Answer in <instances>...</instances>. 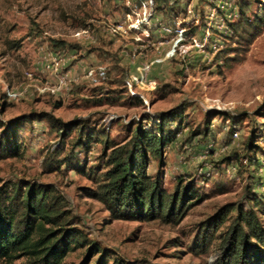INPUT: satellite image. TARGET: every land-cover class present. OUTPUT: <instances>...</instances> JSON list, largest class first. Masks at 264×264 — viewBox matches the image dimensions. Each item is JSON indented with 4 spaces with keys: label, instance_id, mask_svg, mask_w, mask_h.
<instances>
[{
    "label": "rangeland",
    "instance_id": "obj_1",
    "mask_svg": "<svg viewBox=\"0 0 264 264\" xmlns=\"http://www.w3.org/2000/svg\"><path fill=\"white\" fill-rule=\"evenodd\" d=\"M130 1L136 9L142 0ZM252 1L253 10L264 3ZM167 6L168 11L154 9L148 27L151 37H147L142 32H112V26L131 10L126 0H0V126L19 116L47 112L67 123L83 122L94 133L88 145L73 149L78 136L74 130L60 146L57 131L47 120L36 119L24 123L19 132L22 155L0 159V186L49 185L62 196L70 217H75L70 226L82 230L85 239L62 264H81L93 242L109 253L108 264H213L219 242L207 253L192 250L202 222L226 204L249 208L254 195L264 200V32L247 50L232 54L229 64L216 60L218 51L209 48L166 59L173 34L165 26L180 25L188 34L195 28L192 34L201 38L209 29L211 42L222 49L231 42L228 22L239 17L237 0H169ZM52 40L67 45L55 47ZM50 53L60 62L69 86L42 93L39 88L57 85V73L48 67ZM156 58L165 59L150 73L159 87L138 89L142 103L131 102L123 87L109 79L95 84L89 76L99 66L109 69L116 59L136 70ZM28 72L35 74L33 80L27 78ZM7 88L17 91L18 98L3 97ZM115 97L122 98L115 104L96 103ZM4 101L6 110L1 106ZM170 109L182 112V118L169 126H179V132L166 130L164 162L152 157L148 172L155 176L160 171L169 191L181 178L184 183L190 180L197 186L196 205L178 224L113 219L104 203L84 190L96 187L106 170L105 140L111 146L123 143L145 114ZM228 113L235 119H229ZM206 122L207 139L200 134ZM57 148L59 153H53ZM49 161H54L52 169ZM261 206L264 224V203ZM97 257L93 253L85 264H96ZM0 264L10 263L0 260Z\"/></svg>",
    "mask_w": 264,
    "mask_h": 264
},
{
    "label": "trees",
    "instance_id": "obj_2",
    "mask_svg": "<svg viewBox=\"0 0 264 264\" xmlns=\"http://www.w3.org/2000/svg\"><path fill=\"white\" fill-rule=\"evenodd\" d=\"M154 1L157 10L162 11L163 7L167 10L169 0ZM237 6L239 17L228 22L232 31L231 42L218 50L215 57L216 60L222 59L225 64L233 60L232 54L238 55L240 51L247 50L264 32V3L256 10H253L252 0H237ZM194 29L189 33H194ZM52 44L55 47L67 45L63 40H52ZM127 75L128 69L116 59L109 69L106 68L105 79L123 87L131 102L137 99L142 103L141 96L127 92ZM2 96L6 97V94ZM120 98H99L96 103L115 104ZM1 106L6 110L8 104L4 101ZM261 110H264V103ZM217 114L227 115L222 111ZM181 118L182 112L178 109L155 115L145 114L136 121L130 137L123 143L111 146L105 140L106 170L101 173L96 187H85L84 190L87 195L102 201L113 219L160 220L178 224L196 205L197 186L189 183L190 180L184 183L181 178L175 189L169 191L164 187L160 171L155 176L148 172L152 157L161 164L164 162V132L167 129L172 134L179 132V126L174 129L169 126ZM228 118L235 119L233 115ZM36 119L49 122L59 135L60 146H64L65 140L74 130L78 131V136L72 141L73 149L85 147L94 136L92 131H87L88 125L83 122L67 123L51 113L34 112L0 126V159L22 155L19 132L24 123ZM206 124L200 131L205 139L210 132L209 122ZM251 146L249 142L248 148ZM57 149L52 152L59 153L60 148ZM234 154L237 155V152ZM54 161H49L50 169L55 167ZM248 203L249 208L240 203L226 204L207 217L197 230L192 250L207 253L215 242H219L213 264H264V224L260 219L262 209L259 208L264 200L254 195ZM69 213L62 196L49 185L34 183L23 187L20 183H14L0 186V260L14 264L17 259L27 256V261L18 264H62L68 253L85 239L82 230L70 226L75 217H70ZM223 226L224 231L219 232ZM93 253L98 256L96 264H108L109 253L101 250L95 242L91 243L89 253L81 264H85Z\"/></svg>",
    "mask_w": 264,
    "mask_h": 264
},
{
    "label": "built area",
    "instance_id": "obj_3",
    "mask_svg": "<svg viewBox=\"0 0 264 264\" xmlns=\"http://www.w3.org/2000/svg\"><path fill=\"white\" fill-rule=\"evenodd\" d=\"M129 3L130 1H128ZM154 9V0H143L140 6L141 11L127 13L124 19L112 26V32L118 34L142 32L147 37H150L148 27L152 25L151 18L153 17ZM165 29L173 34L172 42L164 57L166 59L177 58L179 56L185 57L191 50L204 51L206 48H209L213 52H216L221 48L220 44L211 42V31L209 29L205 31L202 38L196 34H188L186 28L180 25L173 28L165 26ZM49 55L51 63L48 67L51 71L57 73V85L53 88H39V91L43 93L50 90L52 93H57L60 88L69 86L68 78L67 75L60 73V62L56 56H53L54 53H50ZM164 58H156L151 62H146L137 66L135 71L128 73L125 84L127 92L133 96H141L137 91L138 89L155 90L158 88L159 84L155 79L151 78L150 73L153 65L163 62ZM89 76L93 83H100L101 79H105L106 67L99 66L96 70H90ZM34 77L35 74L33 72L27 73L28 79L33 80ZM6 96L8 100H15L18 98V92L7 88ZM217 109L221 110V106L218 105ZM234 136L239 138L240 134L238 130L234 131Z\"/></svg>",
    "mask_w": 264,
    "mask_h": 264
},
{
    "label": "crops",
    "instance_id": "obj_4",
    "mask_svg": "<svg viewBox=\"0 0 264 264\" xmlns=\"http://www.w3.org/2000/svg\"><path fill=\"white\" fill-rule=\"evenodd\" d=\"M128 1H130V0H126V5H127L128 8H130L131 10L128 11V12H126V14L129 13V12H133V11H141V10H140L141 3L138 5V7H136V9H133V8H132V6H133L132 2L130 1V3L128 4ZM142 1H143V0H142ZM142 1H141V2H142ZM154 8H155V1H154ZM126 14L124 15L123 18H125ZM151 24H152V23H151ZM135 34L138 35V34H140V32H139V33H135ZM150 37H151V35H150ZM133 71H135V70H133V69L130 68V70H128V73L133 72Z\"/></svg>",
    "mask_w": 264,
    "mask_h": 264
}]
</instances>
